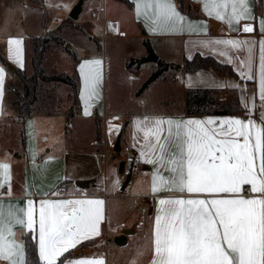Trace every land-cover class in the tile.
<instances>
[{
	"label": "snow or ice",
	"instance_id": "obj_1",
	"mask_svg": "<svg viewBox=\"0 0 264 264\" xmlns=\"http://www.w3.org/2000/svg\"><path fill=\"white\" fill-rule=\"evenodd\" d=\"M197 2L207 15L226 20L230 27L247 20L251 14L248 0ZM135 5L137 18L144 17L153 32L174 29L178 22L187 19L174 0H135ZM242 30L249 33L254 29L244 24ZM260 30L264 32V19L260 21ZM255 43L233 39L200 42L202 47L224 57L228 64L237 59L229 54L228 48L246 49L249 55L247 60L240 61V68L247 71H240V75L249 80L253 79L251 52ZM20 44L19 39L8 40L9 59L18 66H22ZM12 45L17 46L15 56ZM220 45L224 48L217 47ZM260 46V98L264 101V40ZM99 64L100 61H85L80 65L89 99L97 94ZM5 73L6 69L0 66V98ZM244 106L248 107L246 102ZM85 114H89L87 110ZM137 123L146 125L141 157L144 163L154 166L152 193L164 190L189 194V198L158 201L161 207L155 216L152 264H264V114L259 124L253 119L238 118L220 121L145 118ZM8 169L7 164L0 163V177L10 181ZM244 186H250L248 191L258 195H241ZM192 194H203L205 198H191ZM102 204L99 200L41 201L37 244L42 264H57L69 249L98 235ZM2 209L0 204V264H28L24 243L15 239L13 228L20 225L28 232L35 231L33 201L28 200L27 207L20 209L23 216L10 212L7 221ZM66 264H103V261L69 260Z\"/></svg>",
	"mask_w": 264,
	"mask_h": 264
},
{
	"label": "crops",
	"instance_id": "obj_2",
	"mask_svg": "<svg viewBox=\"0 0 264 264\" xmlns=\"http://www.w3.org/2000/svg\"><path fill=\"white\" fill-rule=\"evenodd\" d=\"M130 1V6L127 3L126 4L129 6V11L132 13L134 24L140 30L139 33L134 35L138 36V38L147 40L149 47L153 50L155 49L159 53L157 55V62L160 60L167 64V67L162 70L161 74L151 81L148 86L140 92L141 94H138V97L152 90L153 86L159 80L165 81L168 88L172 91L170 94L160 97L158 101L159 106H169L170 109H153L151 112H149L150 110L145 112V110L142 109L139 110V112H133L134 114H130L132 112L129 106L122 104L120 109L109 107V116H104L102 122L100 121V126L97 128L98 130L101 129V127H104V119H106L107 127L112 131L115 129L119 130L121 122L123 121V131L127 128L129 129V139L132 140L137 147L136 149H132V152L143 164V168L137 174L133 175L132 181L129 183L128 187L126 184L130 178L127 179L128 172L130 175V165L125 168L124 163L122 168H119V162L123 160V156L121 155H117L118 160L115 164L116 170L121 174L119 175L121 180L119 181V184L117 183V191L127 190L129 193L130 189L132 191L135 190L133 196L143 197L148 201V210L146 212L141 210L138 220L135 223L132 222L131 227H123L133 229V232L130 235L134 236V246H131L130 256L125 255V247L121 246L120 249H117V247H109L108 245V241L115 244L112 240V236H109L108 230L111 229L115 232L113 235L114 237L120 233V231H116V229L121 223H125L126 225V222L124 219H121L114 227L110 226L107 222L108 208L107 198H105L107 197V194L102 191L100 184L97 181V165L101 161L100 157L95 158L94 156H91L88 158V156H86L82 158L84 159V162L82 160L80 161L81 163H77V154L71 153V151H75L76 149L73 142H69L68 144L65 143L61 149L56 151L52 148V145L47 149H44L48 134L45 131H38L34 115L31 113L26 116L23 125L17 121L16 98L13 91L8 87L10 84V74H13L15 71H10L7 65L0 62V66H3L6 69L3 96L0 98V163L9 166L8 175L10 176V181L0 177V184L3 185L0 187V204L3 205L2 210L4 213V219L7 221L10 212L14 213L16 216H23L20 209L27 207L28 200L33 201V215L37 223L34 225L35 231L31 232V234L33 238L36 237L34 240L36 242L38 257V220L41 201L99 200L103 202L100 209L101 219L97 225L99 234L90 238L94 239V242L81 247L83 249L82 252L74 254V250L78 248L82 242L90 239L82 240L74 248H71L73 249V255L65 258L61 264H66L69 260L77 261L97 258L101 259L103 264H152L154 255L153 230L155 216L157 214V209L161 207L158 201L160 199L169 198H189V194L164 190L157 191L155 194L152 193L151 185L154 166L152 164L144 163L143 158L141 157V146L145 143L144 129L146 125L137 122L145 121V118L148 120H154L155 118H161L163 120L171 119L173 121L189 119L206 120L209 118L220 121L223 119L238 118L245 121L253 119L259 124L261 122V115L264 114V101L260 98V41L264 40V32L260 30V21L261 19H264V0H248V6L251 9L250 17L245 21H241L240 24L233 23L231 27L226 20H219L216 19L214 15H207L203 10V5L198 3L197 0H184L185 4L190 6V9L195 16H191L185 10H182L178 6L176 0H174L178 11L187 19L183 22H178L174 29L156 32L151 30L150 24L145 21L144 17L137 18L135 0ZM28 6L29 4L26 0H0V53L3 55L4 59H6L8 65L10 63L15 68L24 69L26 72L30 71V69L32 71L30 63L31 53L28 44L29 41L32 42V37L36 36L27 32L25 16L26 8H28ZM106 19L115 20L118 24L121 35H127L120 29L121 21L118 17ZM104 20L105 18L102 20L101 30L103 28ZM244 24L251 25L254 30L249 33L244 32L242 30ZM190 25L191 28L189 27ZM10 38L19 39L21 41L19 48L22 66H18L13 60L9 59L8 40ZM210 39L255 41L256 43L252 46L251 52V75L253 76V79H245L240 75V71H247V68H240V61L247 60L249 55L246 49L236 51H233L230 48L227 49L230 55L237 57L232 64H229L235 72V76L229 74L226 70H218L213 66H205L193 71H187L184 66V61L185 59L192 58L196 53L211 55L216 60L226 63L224 62V57H220L210 51L209 48L201 46V41ZM16 47V45H12L13 56H15ZM217 47L224 48L223 45ZM90 55L91 53L88 51L85 52V57L77 55L79 60L76 61V71L77 73L80 72V75V65L84 63L85 58L90 59ZM142 55H144L142 52H138V54L132 55L130 58L136 59ZM175 63H178L180 66H174V71H170L171 65H174ZM162 67L163 66L160 63L159 65L156 64L154 67L153 65L150 66L145 79L151 74V72ZM133 69H135L133 73H137V68ZM129 75L131 77L134 76L131 72ZM233 84L239 85V87L219 86ZM188 88H211L219 90L220 93L218 94V97L221 100L227 99V96L230 93H233L234 97L237 98L244 110L232 114L209 113L188 115L185 113V91ZM138 102L142 104L145 101L139 98ZM245 102L248 105L247 108L244 106ZM93 109L94 107L91 104V107L87 112L89 115H93V118L96 121L95 116L97 113ZM110 122L114 125H110ZM16 124L20 125L18 136L15 135V131L13 130ZM22 127L24 128L23 143L21 137ZM163 127L166 129L167 125H163ZM121 133H117L115 137L116 140H119ZM90 143L93 145L97 144L94 140H90ZM124 145L130 146V143L127 142ZM93 150H96L95 146L92 147V151ZM89 159L94 163L92 167H88L90 165ZM72 163L78 166H80L79 164H84L85 166L81 167L76 174H71L70 170L68 172V168L71 169L70 165ZM162 174L165 176L168 175L167 172H162ZM77 179H85L88 181V184L84 187L79 186L75 183ZM60 184L62 187L58 188V185ZM249 187L250 186H247L246 188V186H244L245 190L241 195L245 197L258 195L248 191ZM104 194L106 195L104 196ZM191 198L205 197L203 194H200L199 196L192 194ZM151 201L154 202L153 205L150 203ZM131 217H133V215H131L130 218ZM13 231L16 234L15 239L21 241V233L28 230L22 228L20 225H15ZM130 235H127L126 244L131 242Z\"/></svg>",
	"mask_w": 264,
	"mask_h": 264
},
{
	"label": "rangeland",
	"instance_id": "obj_3",
	"mask_svg": "<svg viewBox=\"0 0 264 264\" xmlns=\"http://www.w3.org/2000/svg\"><path fill=\"white\" fill-rule=\"evenodd\" d=\"M77 1L26 0L29 4L28 8H26V16L24 15L26 17L27 32L39 35L44 34L46 31H52L54 35L61 37L63 40L62 44H56L50 39L43 58L45 72L47 74H69L75 78L78 86L74 92L72 86L66 82L40 81L37 99L32 106V114L35 117L38 131H45L48 134L44 149L52 145V148L56 151L61 149L65 143L73 142L76 149L71 151V153L77 154V163H81L80 161L82 160L84 162L82 158L86 156L88 158L91 156L100 157L101 161L97 165V181L102 191L107 194V197H105L107 198L108 208L107 222L114 227L119 220L124 219L126 225L122 223V226L131 227L132 222L135 223L138 220L141 210L144 212L148 210V201L143 197L133 196L135 190L132 191L130 189L129 194H126L127 190L117 191V183L119 184L121 180L119 177L121 174L115 168L118 160L117 155L123 156L125 168L130 164L131 157V154L123 149L114 150L115 137L117 133L123 131L124 123L123 121L121 122L119 130L115 129L112 131L109 127L105 130L104 127L98 130L97 128L100 126V121L102 122L103 117L109 116V107L120 109L123 104L131 108L132 113L130 114L139 112L142 109L145 112L149 110L151 112L153 109H170L169 106H159L158 101L160 97L168 95L172 91L168 88L165 81L159 80L152 90L138 97L137 90L145 79L146 74H148V68L152 65L153 67L156 64L159 65V62L149 61L145 58H147L150 50L156 55L159 53L149 47L147 40L134 35L139 33L140 30L134 24L132 13L125 2L121 0H83L82 10L78 18L71 19L69 12ZM56 5H65L67 7H57ZM111 17L120 19V29L127 34L126 36L119 34L103 38L101 30L102 20L103 18ZM61 22L65 23L64 26L57 29L56 27ZM28 45L32 55L33 42L29 41ZM67 50L83 57H85L86 51L90 52V59L85 58L84 62L100 61L97 69L99 72L97 94L93 95L91 99H89L87 92L84 91L85 85L82 75L76 71V61ZM138 52L144 54L137 58L141 59V61L139 63L135 62L128 67L127 62L130 57L138 54ZM177 64L171 65L170 71H174L173 68ZM133 68H137V73H133ZM30 72L31 69L26 74H30ZM130 72L134 75L133 77L129 75ZM10 75L8 87L13 91L15 98H17L16 91L22 90L21 79L16 72ZM139 98L145 102L139 103ZM233 98V93L227 96V99ZM91 104L94 107L93 110L97 113L95 116L96 121L93 115L85 114ZM69 119L71 121L70 124L68 123ZM110 123V125H114L112 122ZM19 127L20 125L16 124L15 128H13L17 136L19 135ZM128 132L129 129L127 128L121 133L119 144L123 147L128 142L132 149H136L135 143L129 139L130 134ZM97 138L100 139V143L96 144L97 146L90 143V140L95 142ZM93 146L96 147L95 151H92ZM89 163L88 167H92L94 164L91 159H89ZM79 165L72 163L70 165L71 169L68 168V172L70 170L71 174H76L81 167L85 166L84 164ZM132 177L128 172L127 179L129 178V181L126 184L127 187L131 183ZM150 203L154 204L153 201ZM131 215L133 217L130 218ZM108 233L113 238L115 232L109 229ZM130 239V243L123 245L126 256L131 255L130 249L131 246H134V236L130 235ZM115 244L108 241L109 247L120 249L121 246Z\"/></svg>",
	"mask_w": 264,
	"mask_h": 264
},
{
	"label": "trees",
	"instance_id": "obj_4",
	"mask_svg": "<svg viewBox=\"0 0 264 264\" xmlns=\"http://www.w3.org/2000/svg\"><path fill=\"white\" fill-rule=\"evenodd\" d=\"M131 5L130 0H121ZM178 6L185 10L189 15L195 16L191 11L190 6L185 4L184 0H176ZM68 19V18H67ZM70 20V19H69ZM67 21V20H66ZM64 22H61L56 28L60 29L64 26ZM48 34V35H47ZM53 40L56 44H62L63 40L61 37L54 35L52 31H46L44 34H39L32 37L33 48L32 55L30 58V63L32 71L30 74H26L24 69L15 68V72L18 73L19 78L22 83V90L16 91L17 98L15 104L17 105V121L22 125L26 116L32 113V106L37 99L38 89L40 81H62L70 84L74 90H77V82L74 77L69 74H47L43 67L44 52L47 45ZM68 51V50H67ZM75 61H78V56L72 52L68 51ZM147 59V58H145ZM141 59L130 58L127 62V66L130 67L133 63H139ZM0 62L8 66L6 59L0 53ZM158 62L163 66L162 68H157L142 82L137 90V94L142 92L148 84L156 79L162 72L163 69L167 67L166 63L158 60ZM184 66L187 71H193L205 66H213L218 70H226L231 75H236L232 70L231 66L227 63H222L216 60L211 55H202L196 53L190 59H185ZM220 93L219 90L211 88H188L185 91V113L188 115H201V114H232L236 112H242L244 109L240 105L236 97L233 99L221 100L218 97ZM24 128L21 129L22 143L24 141ZM62 185H58L61 188ZM21 241L24 243L25 255L28 264H42L39 260L36 242L31 234V232L25 231L20 235ZM94 242V239H90L82 242L79 247H84ZM73 255V249L64 253L57 260V264H61L65 258Z\"/></svg>",
	"mask_w": 264,
	"mask_h": 264
},
{
	"label": "water",
	"instance_id": "obj_5",
	"mask_svg": "<svg viewBox=\"0 0 264 264\" xmlns=\"http://www.w3.org/2000/svg\"><path fill=\"white\" fill-rule=\"evenodd\" d=\"M82 2L83 0H78L77 3L71 8L70 12H69V17L71 19H77L78 16H79V13L81 12L82 10ZM158 59V56L152 51L150 50L148 56H147V60L149 61H156ZM177 67H179L180 65L177 64L176 65ZM8 68L10 69V71H15V67L13 65H8ZM70 119L68 120V123L70 124ZM95 143H100V139L97 138L95 140ZM114 150L115 151H119L120 150V144H119V140L117 139L116 142H115V145H114ZM125 161L124 160H121L119 162V168H122V166L124 165ZM76 184H78L79 186H86L88 184V181L85 180V179H77L75 181ZM133 232V229L132 228H123L121 230V232L117 235H115L113 237V241L114 243H116L117 245L119 246H123L126 244L127 242V235L128 234H131ZM82 248L81 247H78L74 250V254H78L80 252H82ZM87 250V249H86Z\"/></svg>",
	"mask_w": 264,
	"mask_h": 264
},
{
	"label": "built area",
	"instance_id": "obj_6",
	"mask_svg": "<svg viewBox=\"0 0 264 264\" xmlns=\"http://www.w3.org/2000/svg\"><path fill=\"white\" fill-rule=\"evenodd\" d=\"M119 28H118V24L115 20L112 19H105L104 23H103V28H102V36L103 38L106 37H112V36H116L121 34V32H119ZM133 71H135V69H133ZM107 128L106 125V119H104V130ZM121 149H123L125 152H128L131 154L130 157V174L133 176L135 174H137L142 168H143V164L140 161V159L138 157H136L133 152H132V148L129 145H124ZM247 188V186H246ZM126 194H129L128 192ZM105 195V194H104ZM123 224L121 223L120 226L117 228V231H120L123 229Z\"/></svg>",
	"mask_w": 264,
	"mask_h": 264
}]
</instances>
